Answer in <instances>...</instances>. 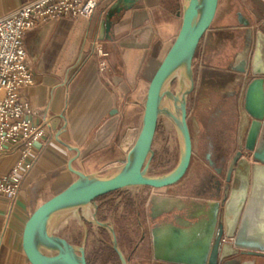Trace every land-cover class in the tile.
Returning a JSON list of instances; mask_svg holds the SVG:
<instances>
[{"label": "crops", "instance_id": "1", "mask_svg": "<svg viewBox=\"0 0 264 264\" xmlns=\"http://www.w3.org/2000/svg\"><path fill=\"white\" fill-rule=\"evenodd\" d=\"M30 1L0 0V17ZM116 1L101 0L91 21L82 17L51 20L25 36L34 84L23 90L22 97L36 111L47 114L51 127L45 141L37 145L36 163L18 199L0 196V264H31L23 237L33 212L76 182L77 172L98 177L117 173L142 130L150 83L181 30L185 7L183 0H141L131 10L116 14L111 32H103L102 24ZM243 19L251 22L255 32L264 33V0H219L212 27L193 61L195 89L188 98L189 122L194 158L208 172L214 170L196 149L203 147L208 155H215L221 137L231 133L227 122L233 106L239 121L244 85L230 65L243 47ZM99 49L108 56H99ZM179 86L176 93L186 91L190 82H179ZM204 133L209 136L206 142ZM19 159L18 153L0 156V178L8 176ZM188 173L192 186L198 168ZM180 184L169 192L151 191L144 205L150 214L139 216L136 237L130 232L124 237L117 233L129 264L153 262L151 230L160 221L151 218L152 196H173L200 205L212 198L173 191ZM101 222L110 224L106 219ZM84 232L82 246L89 259L90 229ZM243 261L235 257L227 264Z\"/></svg>", "mask_w": 264, "mask_h": 264}, {"label": "water", "instance_id": "2", "mask_svg": "<svg viewBox=\"0 0 264 264\" xmlns=\"http://www.w3.org/2000/svg\"><path fill=\"white\" fill-rule=\"evenodd\" d=\"M140 1L117 0L102 24L103 32H111L116 14L131 10ZM218 5L219 0H187L181 30L150 83L142 130L119 171L110 177L77 172L76 182L33 212L23 237L31 264H88L84 246L76 247L51 233L55 215L95 204L122 189L150 187L169 192L186 177L194 159L188 109V98L195 89L193 61ZM242 22L246 27L243 47L230 65L244 85L238 103V151L225 162V172L216 171L220 176L217 197L203 201L200 208L195 201L188 204L173 196H152L151 218L160 224L151 230V264H227L235 257L244 259L242 264H264L256 260H264V33L251 29L249 20ZM180 70L179 82L188 80L190 87L173 93L167 87ZM165 99L172 108L164 105ZM161 116L173 123L181 154L171 172L153 177L148 172ZM94 223L111 231L121 264H129L114 227L96 217Z\"/></svg>", "mask_w": 264, "mask_h": 264}, {"label": "built area", "instance_id": "3", "mask_svg": "<svg viewBox=\"0 0 264 264\" xmlns=\"http://www.w3.org/2000/svg\"><path fill=\"white\" fill-rule=\"evenodd\" d=\"M101 0H32L0 17V156L18 153L12 172L0 178V196L16 201L37 160V145L51 122L22 97L34 84L25 47L26 34L51 20L82 17L91 21ZM105 14V12H104ZM98 55L107 57L104 49ZM38 119V120H37Z\"/></svg>", "mask_w": 264, "mask_h": 264}, {"label": "rangeland", "instance_id": "4", "mask_svg": "<svg viewBox=\"0 0 264 264\" xmlns=\"http://www.w3.org/2000/svg\"><path fill=\"white\" fill-rule=\"evenodd\" d=\"M187 0H183L185 7ZM179 74V75H178ZM183 77V72L180 70L177 73V78L167 87L173 93L179 89L180 78ZM169 100L165 99L164 105L168 106ZM154 157L152 159L149 176L158 177L171 172L178 164L181 154L180 140L177 131L172 122L165 116H161L158 124L155 141L153 143ZM200 156V154H198ZM200 159L207 163L200 156ZM194 167L201 170L198 158L194 159ZM200 175L201 172L199 171ZM109 173L108 175H114ZM102 177H108L104 175ZM184 183V180L183 182ZM191 187L190 184H188ZM193 187V186H192ZM153 189L150 187H133L122 189L99 198L96 204L72 209L55 215L50 222V231L52 234L61 236L74 243L76 247H81L86 228L90 229L91 248L89 255L90 264H121V261L113 248V238L111 232L103 231L97 224L94 223L95 217L99 221L106 219L110 225L114 226L116 232L124 237L126 233L137 236L139 232V216L144 217L150 214L144 208L150 193ZM99 206V208H97ZM83 216L85 217L83 218ZM65 219V220H63ZM101 230V231H100ZM99 237V238H98Z\"/></svg>", "mask_w": 264, "mask_h": 264}, {"label": "flooded vegetation", "instance_id": "5", "mask_svg": "<svg viewBox=\"0 0 264 264\" xmlns=\"http://www.w3.org/2000/svg\"><path fill=\"white\" fill-rule=\"evenodd\" d=\"M237 119H238V115L233 106V110L230 113V119L227 122V128L231 130V133H227L221 137L219 141V143L221 144V147L215 151V155L213 156L208 155L207 151L203 147L196 149L198 154H200L211 165V167L214 170V173L204 170V168H202L201 165L199 164L198 167L201 170H198V174L195 178L196 183L192 185L193 187L192 186L189 187L188 185L190 184V181H189L190 174L188 173V175L183 179L184 183H182L183 182L182 180L180 186L176 189H173V191L194 193L198 197H202V196L217 197L218 195L217 188L219 185L220 178L218 174L216 173V171L220 170L221 172H225V162L228 160H231L238 151L237 141H236V134H237V128H238ZM202 137L204 138L205 142L209 138L208 134L206 133L202 134ZM194 164L195 162L193 160L191 166L193 167ZM199 171L201 172V175ZM196 204L199 205L198 202ZM105 230H108L109 232H111L107 228H105ZM87 261H88V264H90L88 259Z\"/></svg>", "mask_w": 264, "mask_h": 264}, {"label": "bare ground", "instance_id": "6", "mask_svg": "<svg viewBox=\"0 0 264 264\" xmlns=\"http://www.w3.org/2000/svg\"><path fill=\"white\" fill-rule=\"evenodd\" d=\"M179 75V74H178Z\"/></svg>", "mask_w": 264, "mask_h": 264}]
</instances>
